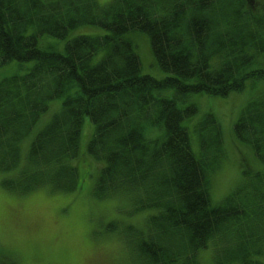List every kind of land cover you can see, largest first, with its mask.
<instances>
[{
  "label": "trees",
  "instance_id": "trees-1",
  "mask_svg": "<svg viewBox=\"0 0 264 264\" xmlns=\"http://www.w3.org/2000/svg\"><path fill=\"white\" fill-rule=\"evenodd\" d=\"M82 25L106 33L77 35L64 51L39 45L40 36L65 38ZM132 31L149 35L169 75L142 72ZM13 60L34 64L0 81L5 188L82 189L81 168H88L72 159L86 156L80 139L88 115L95 131L87 153L104 162L92 192L126 193L134 211L155 209L144 229L126 228L136 264H193L210 244L217 264H264V173L213 204L210 175L225 156L221 124L213 113L199 121L197 154L184 125L196 104L158 93L227 96L264 80L262 0H0V67ZM71 89L24 151L22 140L50 102ZM156 129L162 133L153 136ZM234 129L264 162V91L242 108Z\"/></svg>",
  "mask_w": 264,
  "mask_h": 264
},
{
  "label": "rangeland",
  "instance_id": "rangeland-1",
  "mask_svg": "<svg viewBox=\"0 0 264 264\" xmlns=\"http://www.w3.org/2000/svg\"><path fill=\"white\" fill-rule=\"evenodd\" d=\"M110 1L98 0L102 5ZM105 33L106 30L101 26L82 25L72 29L65 38L40 36L39 45L43 49L64 51L67 40L77 35ZM127 36L134 42L143 73L158 79L169 75L159 67L147 33L132 31ZM102 55L103 51L99 52L96 60ZM33 64L34 61L13 60L3 65L0 67V81L5 77L26 73ZM263 91L264 80L249 82L244 91L227 96L199 93L181 97L174 89L158 92L163 96L177 97L180 106L196 104L197 112L186 118L184 125L190 132L192 148L197 154L200 152L199 121L207 113H213L221 124L225 156L210 175L213 204L221 202L239 187L250 184L258 172L264 173V162L256 156L250 144L236 136L234 129L242 108ZM73 92L74 89H71L50 102L48 110L22 140L24 151L38 132L61 110L65 97ZM94 131L91 118L85 115L80 155L84 153L86 156L80 162L79 157L72 159L73 164L81 163V167L88 168V172L81 168V175L85 178L82 189L60 191L43 185L26 193H18L3 186L4 172L0 171V264H136L135 251L126 239V228L135 226L144 229L155 209L134 211L133 203L126 193L98 197L92 192L98 175L95 170L104 165L103 161L94 160L87 153ZM160 133L162 129H156L153 136ZM195 261L196 264H217L214 246L210 244L202 249ZM176 264L189 263L181 261Z\"/></svg>",
  "mask_w": 264,
  "mask_h": 264
}]
</instances>
